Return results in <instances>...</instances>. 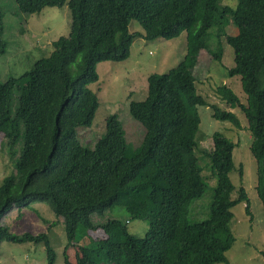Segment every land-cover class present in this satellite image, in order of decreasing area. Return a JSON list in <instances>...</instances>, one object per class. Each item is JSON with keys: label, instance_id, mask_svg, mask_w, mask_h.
<instances>
[{"label": "trees", "instance_id": "obj_1", "mask_svg": "<svg viewBox=\"0 0 264 264\" xmlns=\"http://www.w3.org/2000/svg\"><path fill=\"white\" fill-rule=\"evenodd\" d=\"M17 1L27 12L66 2L70 32L29 69L0 80L1 146L10 156L16 154L14 172L0 182V216L32 199L45 203L63 223V264L226 263L233 239H222L218 231L228 229L230 208L244 201L245 194L239 188L235 199L229 197L235 143L215 130L211 150L203 153L215 176L209 215L204 220L189 218L192 201L208 187L195 140L197 105L208 103L197 92L194 67L209 34L223 37L231 47L233 62L227 73L238 75L244 103L224 84L217 91L245 116L264 210V0H235L233 8L222 0ZM131 20L142 27L138 35L145 40L174 38L186 31V52L168 71L147 76L143 99L129 101V112L144 127L139 145L127 141L118 114L112 112L105 132L87 147L77 128L90 124L98 106L87 83L97 78V61L128 57L137 34L128 29ZM229 23L236 28L234 35L225 32ZM3 29L0 8V56L6 49ZM211 107L213 117L239 125L230 109ZM115 204L130 219L147 220L144 236L130 232L126 219L92 220ZM96 228L102 233L92 239L88 230ZM3 241L41 243L45 264H55L56 253L44 231L13 232L0 223V244ZM71 245L78 249L74 261L64 252ZM261 254L264 258V249Z\"/></svg>", "mask_w": 264, "mask_h": 264}, {"label": "rangeland", "instance_id": "obj_2", "mask_svg": "<svg viewBox=\"0 0 264 264\" xmlns=\"http://www.w3.org/2000/svg\"><path fill=\"white\" fill-rule=\"evenodd\" d=\"M222 3L232 8L235 6V0H222ZM0 8L3 12L2 36L6 43L5 52L0 56V80H5L10 75L17 76L29 69L34 60L47 56L53 50V42L59 37L68 36L70 32V13L66 2L62 6L43 7L38 12H27L20 7L17 0H0ZM128 29L130 32H137L128 57L97 61V78L87 83V87L98 98V106L90 124L77 128L81 143L87 147H91L105 132L106 117L112 112L118 114L127 141L134 146L139 145L144 127L129 112V101L143 99L147 94V76L153 72L168 71L178 64L186 52V31L174 38L145 40L138 35L143 29L136 20L129 22ZM225 32L234 35L236 28L229 23ZM205 40L206 47L199 52L194 74L197 92L205 97L208 104L197 105L200 121L195 140L198 162L208 187L200 198L192 201L189 218L204 220L209 215L215 176L211 175L210 159L203 153L211 150L213 146L212 133L215 130L221 131L235 143L232 149V167L228 172L232 184L229 197L235 199L238 189L242 188L246 201H239L230 208L228 229L218 231L219 237L227 239L231 236L233 241L225 252L227 262L216 264H264L261 254L264 249V210L256 190L257 163L250 151V131L246 127V119L241 109L238 106L230 107L218 93L217 87L221 84L228 86L242 103L245 94L240 87L238 75L227 73V68L233 62L231 47L225 44L223 37L218 38L213 34H209ZM217 54L220 55V60L216 58ZM16 94L15 91L13 102L16 101ZM211 104L233 111L239 125L235 126L228 120L213 117ZM2 140L3 133L0 132V182L4 176L14 172L16 157V154L10 156L7 148L1 146ZM245 202H248V209L245 208ZM91 218L97 222L109 218L126 219L129 231L137 237L144 236L148 227L147 220L130 219L125 209L117 204L100 214L92 215ZM0 223L9 226L13 232H46L49 244L56 253L55 264H63V247L66 242L63 223L61 217H56L45 203L32 199L26 206L13 207L0 216ZM88 233L98 238L102 229L88 230ZM86 239L87 237L85 241ZM64 252L74 261L78 249L71 245ZM0 262L45 264L44 247L41 243L3 241L0 244Z\"/></svg>", "mask_w": 264, "mask_h": 264}, {"label": "crops", "instance_id": "obj_3", "mask_svg": "<svg viewBox=\"0 0 264 264\" xmlns=\"http://www.w3.org/2000/svg\"><path fill=\"white\" fill-rule=\"evenodd\" d=\"M90 236H91V233H90ZM92 237V236H91ZM92 238H94V237H92Z\"/></svg>", "mask_w": 264, "mask_h": 264}]
</instances>
